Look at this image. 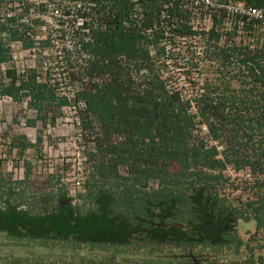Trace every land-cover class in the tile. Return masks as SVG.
Returning a JSON list of instances; mask_svg holds the SVG:
<instances>
[{
	"label": "trees",
	"instance_id": "1",
	"mask_svg": "<svg viewBox=\"0 0 264 264\" xmlns=\"http://www.w3.org/2000/svg\"><path fill=\"white\" fill-rule=\"evenodd\" d=\"M233 1L264 9V0ZM142 5L144 18L138 28L127 21V0H115V12L98 18L96 28L85 24L87 38L79 36L76 42L78 55L85 56L74 64L80 84L72 100L80 103L75 110L80 128L96 126L94 151L88 155L94 169L86 186L91 206L80 211L65 190L41 212L6 203L0 206V232L6 236L38 245L68 242L111 248L130 245L138 236L156 244L187 242L199 231L188 230L181 238L176 227L163 230L158 221L176 219L182 206L197 223L204 214L227 217L224 199L211 191L226 167L246 169L264 186V31H256L264 25L236 15L231 29L217 32L214 26L223 16L219 13L207 31L195 32L185 24L175 27L174 35H198L188 53L195 56L197 47L205 45L198 60L206 59L213 67L212 75L200 77L199 72L193 75L200 70L197 63L187 61L179 67L185 75L180 79L163 76L165 64L158 57L183 45L172 42L166 50L158 45L160 32H139L152 25L160 9L158 0H142ZM4 30L0 22V62L7 55ZM7 33L11 39L21 36L15 29ZM221 35L224 42L218 45ZM27 72L18 85L12 79L2 86L1 93L26 96L32 108L58 109L69 103L66 96H56L49 83L36 81L35 69ZM172 80L184 84L170 85ZM122 166L125 175L119 174ZM150 179L156 185L147 189ZM45 258L16 256L7 264H40Z\"/></svg>",
	"mask_w": 264,
	"mask_h": 264
},
{
	"label": "rangeland",
	"instance_id": "2",
	"mask_svg": "<svg viewBox=\"0 0 264 264\" xmlns=\"http://www.w3.org/2000/svg\"><path fill=\"white\" fill-rule=\"evenodd\" d=\"M228 3L233 10L244 8L233 0ZM26 5V0H0V22L5 28L1 36L7 54L0 62V206L9 203L18 209L41 212L43 207L47 209L55 202L59 190H65L71 203L83 211L91 206L86 186L88 175L94 169V161L88 160V155L94 151L92 137L96 126L86 131L80 128L75 112L80 103L75 104L72 100L80 79L78 67L74 65L79 62L78 57L70 46L81 31L76 30V23L70 16L60 15L61 7L56 3H48L41 16ZM220 13L223 16L214 29L228 31L234 13L225 14L223 10ZM9 16H14V20L8 21ZM207 24L202 13L194 16L192 25L196 26L195 30ZM262 27L256 31H264ZM9 29H15L21 36L11 39L7 33ZM190 37L184 39L181 49L169 52L166 49L158 57V61L165 64L161 68L163 76L181 79L185 75L179 67L187 61L196 62L200 69L193 75L197 72L200 77L212 75L213 67H209V62L198 60L205 45L197 47L195 56L188 53L194 43L192 40H197V36ZM224 38L221 35L216 44H222ZM30 68L35 69L36 81L49 83L54 94L66 96L69 103L58 109L32 108L27 104L26 96L17 98L1 93V87L12 79L15 85L25 79ZM180 84L184 82H170V85ZM23 91L19 90V93ZM27 142L31 145L20 148ZM119 174H126L123 166L119 167ZM221 175L211 191L224 199L223 204L238 216H248L236 225L241 240L239 245L235 244L233 233L229 234L231 239L227 243L216 246L174 242L156 244L138 236L130 245L111 248L68 242L38 245L36 241L11 238L0 232V264H7L12 257L34 254L46 257L40 264H192L185 257L187 253L196 256L199 264H264V230L260 228L253 233L254 221L251 219L264 216V186H260L258 178L246 169L234 170L228 166ZM76 178L80 181L79 186L72 189L71 184ZM109 183L111 180L107 185ZM155 185L156 181L150 179L145 188ZM176 212L178 221L188 218L184 206Z\"/></svg>",
	"mask_w": 264,
	"mask_h": 264
},
{
	"label": "built area",
	"instance_id": "3",
	"mask_svg": "<svg viewBox=\"0 0 264 264\" xmlns=\"http://www.w3.org/2000/svg\"><path fill=\"white\" fill-rule=\"evenodd\" d=\"M27 7L29 10H35L41 16L48 7V3H56L61 7L60 15H68L71 21L76 23V30L81 31L78 36L71 44L74 52L78 57V61L81 60L85 55H78V48L76 42L82 36V38H87L86 33L88 32V26L85 24H90L92 28L98 27V18L102 16H110L115 12V0H26ZM160 9L155 16L152 25L148 28H141L139 32L149 34L152 30L161 33V37L158 38V45L164 46L168 49L173 46L175 42L177 46L183 45L184 39L187 36L184 35H174L171 30L178 27L180 24H185L195 32L207 31L212 24V17H217L220 10H223L225 14L227 12L234 13L236 15H245L248 18H253L255 20L264 22V12L259 7L245 6L244 8H239L233 10L230 8L228 1L225 3H220L218 0H158ZM128 2V17L127 21L133 22L135 27H139L141 21H143V5L142 0H127ZM175 2V3H174ZM240 3V2H238ZM200 13L203 14L204 20H207L208 24L204 27H199V30H195L196 26L193 24V18ZM123 21V24L127 25L128 22ZM54 33H58V30L52 29ZM60 33V31H59ZM198 37L195 35L193 37ZM47 41L50 38H46ZM55 42L50 39L49 42ZM80 58V59H79ZM80 181L76 178L72 184L71 188L79 186Z\"/></svg>",
	"mask_w": 264,
	"mask_h": 264
},
{
	"label": "flooded vegetation",
	"instance_id": "4",
	"mask_svg": "<svg viewBox=\"0 0 264 264\" xmlns=\"http://www.w3.org/2000/svg\"><path fill=\"white\" fill-rule=\"evenodd\" d=\"M225 213L228 214L227 217H219L218 219L211 218L209 215L204 214L203 219H201L198 223L196 222L197 220L192 217H188L184 219L183 221H178L177 219H171L168 217H164L160 219V221H158V224L161 226L163 230H170L172 227H176L179 231H181V234H182L181 238H183L186 235V232L188 230H193L194 232L199 231V233H196V235L190 236L191 238L190 240L192 241H187V242L180 241L178 243L211 245L206 242H200V243L197 242V240L203 241L204 239H207V240L217 242L216 244L212 246L222 245V244L227 243V241L231 239L229 237V234L233 233V240L236 245H239L241 243V240L238 237V234L236 232V228H237L236 225L240 219L245 220L248 218L243 217V216H238L239 214H237L230 207H228V211ZM251 219L254 221L253 233H255V231H257L260 228L264 230V216L251 217ZM177 223L183 226H187V227H185L184 229H181L178 226H176ZM44 224L48 225V222L45 221ZM21 230L23 232L26 231V229H21ZM185 257L189 258L192 264H199V259H197L196 256H193L190 253H187Z\"/></svg>",
	"mask_w": 264,
	"mask_h": 264
},
{
	"label": "water",
	"instance_id": "5",
	"mask_svg": "<svg viewBox=\"0 0 264 264\" xmlns=\"http://www.w3.org/2000/svg\"><path fill=\"white\" fill-rule=\"evenodd\" d=\"M176 226H178L179 228H181V229H184L185 227H187V226H183V225H181V224H176Z\"/></svg>",
	"mask_w": 264,
	"mask_h": 264
}]
</instances>
